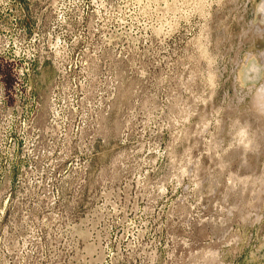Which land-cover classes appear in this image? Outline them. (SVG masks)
I'll return each mask as SVG.
<instances>
[{
	"label": "rangeland",
	"instance_id": "1",
	"mask_svg": "<svg viewBox=\"0 0 264 264\" xmlns=\"http://www.w3.org/2000/svg\"><path fill=\"white\" fill-rule=\"evenodd\" d=\"M263 57L264 0H0V264H264Z\"/></svg>",
	"mask_w": 264,
	"mask_h": 264
},
{
	"label": "built area",
	"instance_id": "2",
	"mask_svg": "<svg viewBox=\"0 0 264 264\" xmlns=\"http://www.w3.org/2000/svg\"><path fill=\"white\" fill-rule=\"evenodd\" d=\"M36 40H34V42H35ZM33 42V43H34ZM32 49H34V47L32 48ZM35 50V49H34ZM33 50V54L31 55V59H30V65L31 64H33V63H35L37 60H39V56H38V54H37V51H34Z\"/></svg>",
	"mask_w": 264,
	"mask_h": 264
},
{
	"label": "flooded vegetation",
	"instance_id": "3",
	"mask_svg": "<svg viewBox=\"0 0 264 264\" xmlns=\"http://www.w3.org/2000/svg\"><path fill=\"white\" fill-rule=\"evenodd\" d=\"M263 59H264V57H263Z\"/></svg>",
	"mask_w": 264,
	"mask_h": 264
}]
</instances>
